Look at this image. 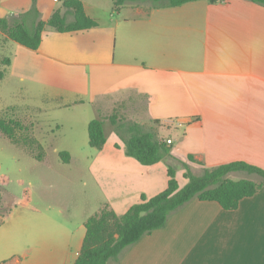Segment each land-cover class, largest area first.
<instances>
[{
	"label": "crops",
	"instance_id": "obj_1",
	"mask_svg": "<svg viewBox=\"0 0 264 264\" xmlns=\"http://www.w3.org/2000/svg\"><path fill=\"white\" fill-rule=\"evenodd\" d=\"M65 1L37 0L34 8L33 0H0V19L33 29L60 11L72 23ZM80 1L96 27L60 33L47 26L35 51L0 32V59L11 61L0 65V113L23 111L20 121L46 153L42 161L33 157L34 171L49 164L48 154L57 155L55 165H86L98 211L108 204L121 217L143 196L167 189L170 167L181 186L186 165L204 171L246 162L264 169L263 5L229 0L156 8L147 1L127 2L119 11L113 3L111 12L99 1ZM113 114L172 140L171 155L142 165L126 154L108 120L106 145L92 148L89 124ZM110 128L116 133L108 137ZM0 142L19 148L2 133ZM61 153L70 155L67 163ZM12 183L3 188L10 192ZM30 199L28 188L18 202ZM92 215L86 208L77 220L64 210L43 225L10 228L0 264H75ZM109 264H264V188L232 211L194 200Z\"/></svg>",
	"mask_w": 264,
	"mask_h": 264
},
{
	"label": "trees",
	"instance_id": "obj_2",
	"mask_svg": "<svg viewBox=\"0 0 264 264\" xmlns=\"http://www.w3.org/2000/svg\"><path fill=\"white\" fill-rule=\"evenodd\" d=\"M151 2L156 8L180 7L188 3L207 1L210 4H223L229 0H113L114 10L119 11L127 2ZM264 6V0H246ZM37 0H33L34 8ZM64 6L74 14V22L68 23L60 11L54 13L48 22L39 21L33 29L20 20L13 23L8 19H0V32L7 40L13 41L30 50H38L42 42V34L47 26L60 33L77 32L96 27V21L88 17L80 0H66ZM10 59H0L1 67L10 65ZM4 70H0V79ZM8 109L0 113V133L13 144L24 146L38 161H42L45 151L34 137L32 130L18 119L9 120ZM109 121L126 146V154L144 166H153L163 161L172 153V147L156 135L144 131L135 123L127 124L119 120L116 114L110 117L100 116L88 127L89 144L101 150L106 145L107 133L105 123ZM67 163L70 155L60 154ZM190 162H195L189 157ZM184 179L187 183L181 186L176 169L170 167L167 189L153 198L142 197L141 203L133 206L125 215L118 216L108 205H104L97 213L85 222L87 230L81 254L75 264H109L118 263L123 254L142 238L164 228L170 216L194 200L217 202L227 211L238 209L245 198L255 196L264 188V169L246 162H232L211 169H204L203 174L196 175L190 167L185 166ZM245 173L257 176L260 181L250 179L234 180L230 175ZM2 185L10 183L7 175H1ZM19 206L28 207L26 201H19Z\"/></svg>",
	"mask_w": 264,
	"mask_h": 264
},
{
	"label": "rangeland",
	"instance_id": "obj_3",
	"mask_svg": "<svg viewBox=\"0 0 264 264\" xmlns=\"http://www.w3.org/2000/svg\"><path fill=\"white\" fill-rule=\"evenodd\" d=\"M93 1H99L103 9L112 12L113 0ZM61 5L57 3L58 7ZM16 111L9 112V120H20L21 116H24L23 111ZM117 118H120V114H117ZM123 119L127 124L131 123L128 121L129 115ZM112 133L116 132L110 128L108 137ZM87 150L92 152L90 147ZM85 156L87 155H75L76 158ZM56 158L57 155L48 154L49 164L42 165L37 169L38 171H34L36 169L31 166L33 156L26 147L21 145L15 148L0 142V175H8L13 181L8 187L10 192L0 184V247L8 241L5 239L9 236L8 233L12 232L10 228L43 225L47 217L56 216L64 210L69 211L71 217L77 220L84 217L86 208L89 214H95L98 211L99 207L95 205L99 197L98 191L93 186L86 165L70 167L62 164L55 165L52 160ZM192 171L196 175L203 174L202 169ZM232 178L260 181L259 177L245 173L232 176ZM21 180L25 182L24 185L21 184ZM180 180L183 182L182 176ZM28 188L31 190V204L28 207L19 206L18 198H25Z\"/></svg>",
	"mask_w": 264,
	"mask_h": 264
},
{
	"label": "built area",
	"instance_id": "obj_4",
	"mask_svg": "<svg viewBox=\"0 0 264 264\" xmlns=\"http://www.w3.org/2000/svg\"><path fill=\"white\" fill-rule=\"evenodd\" d=\"M167 143H168L169 145H171V144H172V140H168Z\"/></svg>",
	"mask_w": 264,
	"mask_h": 264
}]
</instances>
